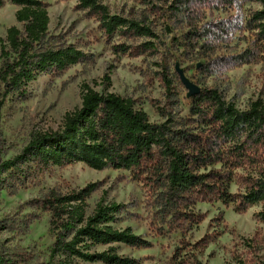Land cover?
Listing matches in <instances>:
<instances>
[{"label":"trees","instance_id":"trees-1","mask_svg":"<svg viewBox=\"0 0 264 264\" xmlns=\"http://www.w3.org/2000/svg\"><path fill=\"white\" fill-rule=\"evenodd\" d=\"M76 1L109 39L120 35L146 40L134 49L113 45L115 53H157L150 41L156 35L149 25L111 15L102 4L108 0ZM6 2L18 11L16 25L0 39V110L6 101H24L28 86L39 77L55 76L84 59L75 46L57 43L50 35L48 12L41 1L0 0V7ZM257 2L260 9L244 20L230 16L203 25L206 11L231 10L239 0H171L168 9L174 23L186 28L176 50L183 48L185 57L190 54L203 60L200 75L223 78L234 68L264 64V0ZM233 41L237 44L229 47ZM241 43L247 46L237 51ZM221 50L229 52L218 54ZM163 80L170 92L171 81ZM103 83L110 84L109 75L92 85ZM80 91V108L65 114L59 130L33 134L17 155L0 160V193L33 185L50 168L80 163L94 171L132 173L154 195L159 231L165 225L168 233L180 230L185 234L186 224L199 223L195 205L205 201L234 205L241 213L261 205L257 218L264 223L263 100L239 110L218 89L205 88L191 98L187 117L162 110L163 122L151 123L132 99L98 93L85 83ZM232 185L236 193L230 192ZM96 190V184L65 194L51 190L34 201L49 216L47 232L53 244L45 259L0 240V264H140L120 256L114 245L146 250L151 243L131 228L113 227L122 220L124 205L100 200L89 213L87 201ZM5 223L0 222V232H12L14 225ZM234 264L264 261L240 255Z\"/></svg>","mask_w":264,"mask_h":264},{"label":"rangeland","instance_id":"rangeland-1","mask_svg":"<svg viewBox=\"0 0 264 264\" xmlns=\"http://www.w3.org/2000/svg\"><path fill=\"white\" fill-rule=\"evenodd\" d=\"M39 1L48 12L50 35L57 43L75 46L82 51L84 59L55 76L39 77L28 86L24 101L4 103L0 110L1 161L17 155L33 134L59 130L65 114L80 108V86L83 83L98 93L132 99L151 123L163 122L159 113L162 110L173 116L187 117L191 98L187 96L188 91L182 85L178 71L200 91L218 89L226 101L239 110L248 109L257 100L264 101L263 63L234 68L219 78L200 75L198 69L203 60H195L190 54L185 57L183 48L176 50L186 28L174 23L168 9L171 0H108L102 3L111 15L150 26L156 35L150 40L157 49L153 56L115 53L113 45L126 44L134 49L146 40L120 35L109 39L99 29L98 23L78 8L76 0ZM259 9L257 0H239L231 10L206 11L202 23L225 21L230 16L244 20ZM17 11L18 7L9 2L0 7V39L5 37L8 28L16 25ZM236 44L233 41L229 47ZM246 46L245 43L239 44L237 51ZM225 51L229 52L221 50L218 54ZM105 75H109L110 84L93 87L92 82L101 83ZM163 79L171 81L170 92L166 90ZM88 184L97 185V190L87 201L89 213L100 200L124 205L122 220L113 227L131 228L135 235L152 245L146 250L114 245L120 256L136 259L140 264H234L240 255L243 259L264 261V223L257 218L261 205L241 213L234 205L199 202L194 209L199 223L193 226L186 224L185 234L180 230L168 233L165 225L159 231L154 195L132 173L124 170L94 171L80 163L50 168L40 174L31 186L25 184L16 191L1 192L0 222L13 224L15 228L12 232L1 231L0 240L45 259L53 244L47 232L49 216L38 210L34 201L51 190L65 194ZM236 190L237 187L232 185L230 192L236 193ZM30 221L32 224L27 227ZM104 249L97 248L98 251Z\"/></svg>","mask_w":264,"mask_h":264},{"label":"water","instance_id":"water-1","mask_svg":"<svg viewBox=\"0 0 264 264\" xmlns=\"http://www.w3.org/2000/svg\"><path fill=\"white\" fill-rule=\"evenodd\" d=\"M178 76H179V79H180L182 85L188 91L187 96L189 98H193V97L200 94L201 91H200L199 87H197L196 85L189 82L188 79H186L184 77V75L181 71H178Z\"/></svg>","mask_w":264,"mask_h":264}]
</instances>
